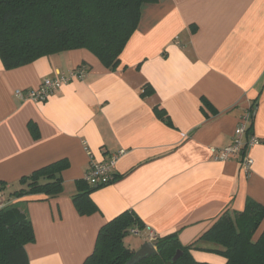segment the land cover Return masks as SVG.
I'll list each match as a JSON object with an SVG mask.
<instances>
[{
  "label": "crops",
  "instance_id": "0c3cea01",
  "mask_svg": "<svg viewBox=\"0 0 264 264\" xmlns=\"http://www.w3.org/2000/svg\"><path fill=\"white\" fill-rule=\"evenodd\" d=\"M120 61L111 70L84 48L10 70L0 58V182L6 192L36 169L68 162L58 196L11 197L33 224L30 264H83L100 228L126 210L157 237L176 234L183 245L195 243L197 261L225 264L212 251L220 246L199 240L202 234L225 211H243L248 199L264 206V0L146 3ZM79 65L88 68L86 76L46 101L15 96ZM146 85L154 92L143 96ZM253 104L249 137L258 142L246 149L251 167L245 169L238 155L215 159L211 149L232 144ZM156 105L171 125L157 116ZM122 150L115 181L91 193L98 210L79 213L77 180L91 160ZM263 230L264 219L254 239ZM141 233L135 251L150 241L149 231Z\"/></svg>",
  "mask_w": 264,
  "mask_h": 264
},
{
  "label": "trees",
  "instance_id": "16d2710c",
  "mask_svg": "<svg viewBox=\"0 0 264 264\" xmlns=\"http://www.w3.org/2000/svg\"><path fill=\"white\" fill-rule=\"evenodd\" d=\"M156 0H0V58L10 70L34 62L40 57L74 49H88L107 68L120 65V55L137 30L146 3ZM154 92L146 85L142 94ZM205 104L209 105L207 101ZM157 116L171 125L164 108L156 105ZM245 137L251 135L255 106ZM29 128L39 137L35 123ZM68 167L65 159L36 169L19 180V188L6 195V183L0 182L6 204L0 208V264H30L26 245L35 240L28 212L11 197L22 198L44 194L58 196L63 192L62 171ZM79 192L73 201L79 213L98 210L91 199L97 189L83 178L77 180ZM7 196V197H6ZM264 219V206L248 199L243 211L227 210L205 231L199 240L220 246L212 250L225 257V264H264V230L254 235ZM145 224L133 210H126L105 223L99 230L93 252L83 264H127L135 250L124 239L131 230H143ZM157 252L136 264H210L197 261L191 250L195 243L183 245L176 234L158 237ZM181 256L173 261L177 251Z\"/></svg>",
  "mask_w": 264,
  "mask_h": 264
},
{
  "label": "built area",
  "instance_id": "2783aa9c",
  "mask_svg": "<svg viewBox=\"0 0 264 264\" xmlns=\"http://www.w3.org/2000/svg\"><path fill=\"white\" fill-rule=\"evenodd\" d=\"M88 73V68L85 65H79L68 74H60L56 77L45 78L37 89H18L15 91V96L19 99H32L34 101H46L50 95L59 90L63 85L71 82L73 79H83ZM251 121V114L239 125L237 135L227 147L222 149L212 148L213 157L217 160H228L231 157L240 156V162L245 169H249L253 163V159L246 155L247 146L257 143L256 138H250L245 141V133L248 123ZM123 150L117 153L107 154L102 160H91L84 179L91 187H102L115 181L117 174L115 172L116 163ZM6 204L4 192L0 189V208ZM146 231H149V240L154 244L158 238L154 231L149 226H145ZM141 230L133 229L131 233L139 234Z\"/></svg>",
  "mask_w": 264,
  "mask_h": 264
},
{
  "label": "water",
  "instance_id": "95a60500",
  "mask_svg": "<svg viewBox=\"0 0 264 264\" xmlns=\"http://www.w3.org/2000/svg\"><path fill=\"white\" fill-rule=\"evenodd\" d=\"M156 252L157 249L155 245L151 241H148L144 243L140 249L135 251V253L131 257V259L127 262V264H136L137 262L152 256ZM181 254H182L181 250L177 251V253L175 254L172 260L176 261L181 256Z\"/></svg>",
  "mask_w": 264,
  "mask_h": 264
},
{
  "label": "rangeland",
  "instance_id": "374dc122",
  "mask_svg": "<svg viewBox=\"0 0 264 264\" xmlns=\"http://www.w3.org/2000/svg\"><path fill=\"white\" fill-rule=\"evenodd\" d=\"M18 187H16V185H14L12 188H10L7 192L6 195H10L11 191H14L15 189H17ZM7 197V196H6ZM144 237V235L141 234H133V233H129L126 235L124 242L127 246L131 247V246H137V244H139L140 241H142V238ZM141 248V247H140Z\"/></svg>",
  "mask_w": 264,
  "mask_h": 264
}]
</instances>
